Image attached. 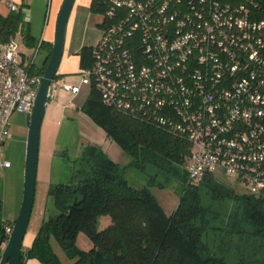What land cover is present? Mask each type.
Wrapping results in <instances>:
<instances>
[{
  "label": "built area",
  "instance_id": "2783aa9c",
  "mask_svg": "<svg viewBox=\"0 0 264 264\" xmlns=\"http://www.w3.org/2000/svg\"><path fill=\"white\" fill-rule=\"evenodd\" d=\"M112 1L125 14L105 16L80 84L55 76L48 100L94 87L103 104L184 137L189 181L222 176L264 194V16L215 0ZM41 79L23 65L16 39L0 40V151L13 114L30 115Z\"/></svg>",
  "mask_w": 264,
  "mask_h": 264
},
{
  "label": "trees",
  "instance_id": "16d2710c",
  "mask_svg": "<svg viewBox=\"0 0 264 264\" xmlns=\"http://www.w3.org/2000/svg\"><path fill=\"white\" fill-rule=\"evenodd\" d=\"M231 9L243 5L246 16H264V0H215ZM114 10L109 15V10ZM89 11L102 20L123 16L112 0H91ZM20 37L26 46L35 45L23 12H0V40ZM82 67L91 63V46L79 51ZM44 66L40 69L42 73ZM31 72V68L29 69ZM84 112L100 126L107 137L129 156L126 164L114 161L100 145L88 143L73 159L68 182L49 186L55 211L41 223L24 258H37L42 264H63L52 244L54 239L70 263L91 261L96 251L118 264H264V194L237 192L228 179L204 175L188 180L186 160L188 141L153 120L119 111L102 103L96 88L90 87L82 105ZM152 166L163 181L179 178L182 190L175 209L166 213L148 186L135 187L126 178L129 167L145 170ZM159 184H163L159 182ZM232 201L233 212L224 224H212L218 217L214 202ZM214 204V205H213ZM110 222L98 228L100 216ZM92 242L88 250L77 247L78 232ZM214 234L213 238H209ZM6 241L1 220L0 242Z\"/></svg>",
  "mask_w": 264,
  "mask_h": 264
},
{
  "label": "crops",
  "instance_id": "0c3cea01",
  "mask_svg": "<svg viewBox=\"0 0 264 264\" xmlns=\"http://www.w3.org/2000/svg\"><path fill=\"white\" fill-rule=\"evenodd\" d=\"M9 2L18 5L24 16L27 15L25 18L28 20L35 45L26 47L25 53L29 52L32 55L35 50L37 54L41 52V55L37 60L35 54L33 56L29 54L26 59L22 49H20V55L23 65L28 70L31 68L32 73H37L45 66L51 53L56 19L62 0H49L47 7H45L46 0H0V12L4 15L10 12ZM90 2L91 0H75L67 23L64 50L56 78L71 84H78L76 78L79 77V69L82 67L79 51L85 46H93L101 36L98 22L92 21V17L98 15L89 11ZM83 88L84 85H81L79 92L75 95L59 90L53 99L47 101L45 112L49 109L55 113L54 115H62V113L65 115L69 112L73 101L83 96ZM85 99L86 95L83 101ZM28 125L29 115L14 113L9 123L11 137L4 142L0 151L1 220L5 225L14 223L23 201ZM12 127L18 129V132L13 133ZM104 135L109 142H113L105 132ZM100 146L105 151L103 145ZM3 160H8L9 166H2ZM58 182L63 181L53 174L51 160L46 159V163H42L41 166V154L38 152L35 198L23 239L22 252L31 246L38 228L48 214L55 211L48 189L51 184ZM24 264L42 263L37 258H24Z\"/></svg>",
  "mask_w": 264,
  "mask_h": 264
},
{
  "label": "rangeland",
  "instance_id": "374dc122",
  "mask_svg": "<svg viewBox=\"0 0 264 264\" xmlns=\"http://www.w3.org/2000/svg\"><path fill=\"white\" fill-rule=\"evenodd\" d=\"M49 3L46 0L45 7ZM102 16H93V22H99L102 20ZM19 49L24 51L23 55H26V59L29 57V52L22 39L19 37L17 40ZM27 47V48H26ZM34 51V52H33ZM33 56L35 54L38 60L41 52H35L33 50ZM76 83L80 84V76L76 78ZM90 87L84 85L83 96L73 101L71 108L65 115L56 114L49 109L46 110L42 118L40 126L39 148L38 152L41 154V166L42 163H46V159H50L53 164V174L61 178L63 182H68L72 176L71 166L73 165V159L79 154L83 146L88 143H96L103 145L106 153L116 162L120 164H126L129 162V156L123 151V149L115 142H109L104 135V130L92 121V119L84 112L82 105L84 104V95L88 96ZM66 92V91H65ZM53 115V117H52ZM13 133H17L18 129L12 127ZM145 170L137 167H129L126 170V178L135 187L148 186L150 191L156 196L159 203L162 205L166 213H171L177 203L182 190V181L179 178H170L163 181L162 177H158L156 181L151 180V175L156 172V169L152 166H143ZM162 182L163 184H159ZM237 192H246L242 186H234ZM215 204V205H214ZM214 206L217 208L218 217L211 220L212 224H224L229 219V214L233 212L232 201L223 200L220 202H214ZM110 222V217L103 215L98 219V228H104ZM30 225V224H29ZM214 234H211L209 238H213ZM53 248L59 259L63 264L70 263L68 257L57 244L52 240ZM76 245L78 248L88 250L92 246V242L89 237L82 231L78 232L76 237Z\"/></svg>",
  "mask_w": 264,
  "mask_h": 264
},
{
  "label": "water",
  "instance_id": "95a60500",
  "mask_svg": "<svg viewBox=\"0 0 264 264\" xmlns=\"http://www.w3.org/2000/svg\"><path fill=\"white\" fill-rule=\"evenodd\" d=\"M74 2L75 0H62L58 11L55 26V38L51 53L43 68L42 79L38 86L33 107L29 115L23 201L19 214L13 223L10 236L8 237L5 244L0 242V264L22 263L23 239L27 230L35 198L40 126L48 101L49 86L52 79L56 76L59 64L61 62L67 23ZM83 264H91V261L89 260ZM93 264L118 263L112 257L96 251L93 258Z\"/></svg>",
  "mask_w": 264,
  "mask_h": 264
}]
</instances>
